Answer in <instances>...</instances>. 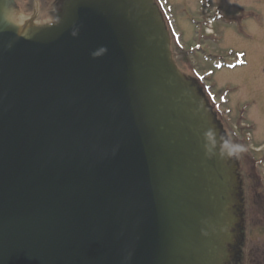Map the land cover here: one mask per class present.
Listing matches in <instances>:
<instances>
[{
	"label": "water",
	"instance_id": "1",
	"mask_svg": "<svg viewBox=\"0 0 264 264\" xmlns=\"http://www.w3.org/2000/svg\"><path fill=\"white\" fill-rule=\"evenodd\" d=\"M7 4L0 264H221L234 180L151 1L67 0L36 31Z\"/></svg>",
	"mask_w": 264,
	"mask_h": 264
},
{
	"label": "rangeland",
	"instance_id": "2",
	"mask_svg": "<svg viewBox=\"0 0 264 264\" xmlns=\"http://www.w3.org/2000/svg\"><path fill=\"white\" fill-rule=\"evenodd\" d=\"M51 1L56 2H39L37 20L40 25L53 23L50 12L57 7L45 5ZM163 1L170 12L164 11L161 16L173 62L185 77L195 81L212 123L226 134V144L242 145L229 138V134L233 137L232 129H237L238 137L249 140H246L249 147H245L249 156L244 150H234L235 158L225 153L228 177L234 182L230 193L232 202L226 208L232 216L228 223L230 237L224 240L229 250L225 256L221 255V264H227L232 257L234 264L235 259L264 263V230L259 229L261 224L257 223L258 214L264 212V191L255 180V176L261 180L264 177L261 174L264 173V0ZM30 5L32 2L23 5V9ZM6 12L11 13L17 23L24 19L17 11L6 8ZM206 24L207 27L212 24V36L203 33L202 25ZM229 66L234 68L230 70ZM258 148L262 151L258 152ZM252 155L260 169L256 174ZM261 162L262 167H259ZM247 209L256 216V221L251 228L240 232L239 216Z\"/></svg>",
	"mask_w": 264,
	"mask_h": 264
},
{
	"label": "flooded vegetation",
	"instance_id": "3",
	"mask_svg": "<svg viewBox=\"0 0 264 264\" xmlns=\"http://www.w3.org/2000/svg\"><path fill=\"white\" fill-rule=\"evenodd\" d=\"M15 1L16 0H14V2ZM28 2H32V5H30L29 8L27 7L26 9H23V5L27 4ZM39 2H40V0L39 1L38 0H29V1L28 0H18L17 3H18L19 12H21V13L28 12V13L33 15L35 13V11H36L35 8H36V5H37V9H38V11L40 13V7L41 6L39 5ZM64 2H65V0H56L55 4L52 1H51V3L48 2V3L45 4V5H48V7H50V6H52V7L56 6L57 7L55 9V11H51L50 12V15L52 16L53 21H55L56 18L59 16V14H60V12L62 10V5L64 4ZM31 6H32V8L30 10ZM232 260H233V258H232ZM243 261L236 262V264H252V263L255 264V262H252V261H245V262H243ZM230 264H234V261H232ZM260 264H264V263L262 262Z\"/></svg>",
	"mask_w": 264,
	"mask_h": 264
},
{
	"label": "clouds",
	"instance_id": "4",
	"mask_svg": "<svg viewBox=\"0 0 264 264\" xmlns=\"http://www.w3.org/2000/svg\"><path fill=\"white\" fill-rule=\"evenodd\" d=\"M207 137L211 141L212 140V133L211 132L207 133ZM225 147L227 148V147H229V145L225 144ZM234 150L243 151V146L242 145H233L232 150L229 151L230 156L234 154Z\"/></svg>",
	"mask_w": 264,
	"mask_h": 264
},
{
	"label": "snow or ice",
	"instance_id": "5",
	"mask_svg": "<svg viewBox=\"0 0 264 264\" xmlns=\"http://www.w3.org/2000/svg\"><path fill=\"white\" fill-rule=\"evenodd\" d=\"M245 2H247V0H245Z\"/></svg>",
	"mask_w": 264,
	"mask_h": 264
}]
</instances>
